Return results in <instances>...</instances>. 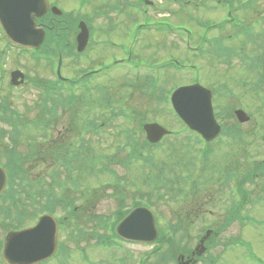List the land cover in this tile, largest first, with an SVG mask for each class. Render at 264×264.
I'll return each instance as SVG.
<instances>
[{"label":"rangeland","instance_id":"1","mask_svg":"<svg viewBox=\"0 0 264 264\" xmlns=\"http://www.w3.org/2000/svg\"><path fill=\"white\" fill-rule=\"evenodd\" d=\"M79 1L83 2L84 0ZM131 1L133 2L130 3V6L133 7L137 4V0ZM143 1L139 2L138 14H141L145 7ZM150 1L153 3L146 9L149 12L148 15L153 19L143 26L142 30L140 25H137V13L130 9L126 11L125 15H119L120 18H124V21L118 22L116 25H109V28L124 27L130 39L126 45L130 46L131 42L140 39L132 45V59L129 65L134 62L144 68H155L157 82L151 86L152 77L147 71L139 69H132L131 72L121 71L113 66L109 73L102 75L97 80H92L87 92L84 89H75L77 100L68 109V113L66 111L61 116L63 119H60L58 127L52 125L51 129L36 122L37 118L43 115L36 108V101L38 102L39 97L42 99V95L38 96L40 89L33 83L44 80V78L51 79L53 76L50 66L44 59L35 61L31 55L19 54L9 48L0 32V61L2 72L5 74L4 87L0 95L10 103L13 110L19 113V117L13 116L12 120L15 122L19 120L25 124L17 136V149L28 154L32 146L35 145L32 144L33 142L44 143V134L47 133L48 137L55 139L60 134V130L69 129L71 132L67 133L65 143L70 142L77 146L80 143V138L82 140L94 138L97 151L106 156L101 160L107 162L112 158L108 154H114L116 147L127 142L122 136V129L132 127L138 133L143 120L157 121L176 133L167 137L155 152L158 164L170 163L172 172L176 173L181 169L174 164L176 160L187 162L191 158V163H185L187 168L182 172L181 178L177 180L169 179L166 182H158L157 187H153L152 184L144 186L142 182H139L138 188L133 182H126V180L131 176L134 179L139 175H145L148 172L147 164V167L137 171L138 174L131 168V174L128 175V171L125 173L120 165L100 163L105 171H112L113 167L118 174L125 173L127 176V179L120 182L121 188L124 189L126 204L129 206L134 200L148 199L160 219L162 228L166 231L168 223L175 222L177 218L182 219L184 229L175 234L177 239L180 234L184 235L180 243L181 247L193 248L199 239L197 236L204 234L206 229L216 231L217 234L211 239V243L209 244L207 241L205 243L208 249H205L202 254V260L195 264H264V173H261L252 182H240L249 174L251 168L264 160V58L258 75L251 71L254 67L251 70L244 69L242 63L238 61L239 55L252 58L257 54H264V0H254L250 4V8L241 6L242 1L240 0L231 3L235 8L234 13L231 12V14L236 15L237 22L242 25L252 24L250 30L252 37L247 39L243 36L239 37L237 41H232L229 46L232 48L231 51L221 52L222 55L217 56L216 59L210 55L202 57L194 54L197 51L189 52L183 45V42L188 45L189 41L186 42L181 37L189 29L192 33L194 29H197L198 36L203 35L207 26L226 16L223 7L222 9L221 6H215L214 11L209 12L197 3L198 0H183L182 2L178 0V3L181 2L185 5L172 4L174 0ZM161 2H167V8L172 4L169 11L166 10L165 14L168 15L162 18H160L162 12H157L161 8ZM107 3H110L108 9L111 11L120 7L119 0H105L99 4V8ZM221 3L224 4V1L221 0ZM59 4L65 10L76 7L75 0L66 4L63 0ZM153 6L155 7L153 8ZM92 9V6L88 8L83 6V12L86 14L91 13ZM100 13L107 18L104 11H100ZM107 19L110 20V18ZM100 21L97 20L94 23L98 25ZM206 21L208 24L205 26ZM72 22H75V18ZM122 29L115 30L113 33L107 32L105 36H99L96 33L95 39H109L120 43L125 39L122 37ZM208 34L210 37L219 35L217 30ZM117 36H121V40L118 41ZM191 43L194 44L196 41L192 39ZM96 46V50L92 46L91 50L83 56L66 58L67 63L70 62L74 65H68L69 73L72 71L76 75L81 74L82 70L95 66L93 59L99 56L97 51L108 44L98 42ZM122 49V46L118 50L116 47H108L100 52L107 59H111L119 55L116 53H122ZM111 52L114 53L109 54ZM172 57L188 63L185 65L193 64L195 68L190 70L188 68L190 66H188L180 70L172 67L169 69L168 61ZM14 68H19L28 76V83L24 87L10 89L6 83L5 77L7 78L8 72ZM194 78L203 85L218 87L219 94H216L215 98V104L219 110L217 115L223 128H226L224 135L209 144L208 158L201 160L192 159V157H199L198 150L204 142L195 143L193 135H190L191 138L188 137V132L183 129V126L169 110L168 102L169 89L188 84ZM144 82H147L148 86L144 84L141 88ZM135 86L137 87L135 88ZM66 94V91L61 92L59 97L64 99ZM94 105L95 108L91 109ZM242 107L250 113L251 117L248 122L239 124L232 113L234 109ZM73 112L75 120H77V115H82L84 112L89 114L85 115L86 118L94 119L99 124L103 123L104 128L101 133L94 134L90 129H87V126H84L83 129L79 123L80 120L77 121L78 128H64L69 123L68 114ZM47 114L44 113V115ZM11 128L8 123H0V162L2 163L5 162L3 149L6 145L9 146L8 133L15 132ZM97 141L100 142L99 146ZM37 147L39 146L35 148ZM186 147H190L191 151H188ZM126 154L127 149H124L120 156ZM48 163L32 161L31 175L33 177L46 175ZM97 164L95 163L93 166L96 170L99 168ZM186 177H196V181L186 182ZM224 177L226 182H223ZM112 181L113 179L108 174L101 173V171L95 172L90 177L89 185L95 189L96 194L98 193L94 199L95 213L97 214L109 216L118 205L117 197L113 195L118 189L113 187L115 182ZM69 182L66 180L62 183L68 185ZM82 184H86V182L83 181ZM150 188H152L151 191ZM12 189L17 193L16 186H12ZM69 194L70 197L74 195L71 191ZM244 194H246L245 197H243ZM235 201H238V204H234ZM7 205L8 200L0 201V240L5 231L11 229L15 224L14 209L2 210V207ZM233 210L236 212V216L231 217ZM7 214L9 215L5 216ZM228 218H230L229 221H226ZM33 221L34 217H31L25 223ZM88 221L87 217H83L76 222L77 227L85 232L83 237L74 236L70 230L72 224H69L70 229L67 228L64 231L65 245L69 250L68 255H62L47 264H141V260H144L145 264H175L173 257L162 258L157 254L165 252L167 245L156 250L154 244L122 243L121 246L109 248L97 244L89 232L99 229L101 232L108 233V227H99L96 222L88 224ZM221 226L222 228L218 232L217 229ZM159 232L160 235L163 234L161 229ZM253 255L256 259L252 258Z\"/></svg>","mask_w":264,"mask_h":264},{"label":"water","instance_id":"2","mask_svg":"<svg viewBox=\"0 0 264 264\" xmlns=\"http://www.w3.org/2000/svg\"><path fill=\"white\" fill-rule=\"evenodd\" d=\"M0 0L1 28L11 42L22 47L36 48L42 41L44 32L36 27L32 13L40 15L39 0ZM25 5V6H23ZM85 39V36H84ZM178 117L206 141L220 134V126L215 120L211 92L199 84L181 86L170 97ZM240 120L247 117L236 112ZM147 138L158 141L167 131L156 123L144 125ZM6 181L0 169V192ZM117 233L131 241L150 242L157 237L152 214L143 207L133 209L116 228ZM55 222L50 216L41 217L36 226L7 235L2 256L8 264H32L49 257L55 250Z\"/></svg>","mask_w":264,"mask_h":264},{"label":"trees","instance_id":"3","mask_svg":"<svg viewBox=\"0 0 264 264\" xmlns=\"http://www.w3.org/2000/svg\"><path fill=\"white\" fill-rule=\"evenodd\" d=\"M129 140L132 139V136H128L127 137ZM195 141L199 142V137L196 136L195 137ZM132 142L130 144L131 149H133L134 152V157H136L137 159H141L142 161H145L146 158L144 156H141V154L139 153V151L135 148V143L134 140L132 139ZM145 145H148L145 142ZM150 146V145H148ZM147 146V147H148ZM57 149V148H56ZM60 152L63 153V155L65 157L69 156L68 153H64L63 151L65 150L63 146H60L57 149ZM188 150L191 151V148L188 147ZM57 152L54 153L57 155ZM201 152V149H200ZM207 152H203L201 154V156L206 157ZM8 160H7V165L6 167L8 168V172H9V177H10V191L6 192V194L4 196H6L5 199H12L13 201L11 202L10 206L11 208L14 207L15 209V213H16V225L15 228H19L24 226L25 224V220L28 217L27 213V209H25V194L26 192H28L29 190H31V185H28V182H30L31 179H35L36 177H32V175L29 172L28 167L26 166V162H27V156L26 154H23L21 151L19 150H15L12 149L8 154H7ZM148 158H151V156H149ZM263 167V166H262ZM261 166L257 167L258 169H262ZM264 168V167H263ZM256 171V170H255ZM253 173V170L251 171ZM28 185V186H27ZM12 186H16L17 187V193L12 189ZM48 189L51 190V185L48 186ZM17 194V201L14 199L13 195ZM37 194V193H36ZM3 196V197H4ZM32 199V201L34 202V204L36 205V209H31L32 214H35V210L39 209L41 207V209L44 210H52L53 208H55L57 205L62 204L64 206H66V204L70 207H72V205H74V203H69L66 202L65 200L63 202H59L57 199V196L47 193L46 191H41L38 192V196H31L30 197ZM47 198V201H46ZM91 203L87 202L85 205H83L85 210L89 209V206ZM83 209V208H81ZM126 213V211H123V203L120 204V208L118 209V211L116 212V217H118L117 219H120L124 214ZM102 224H106V221H102ZM165 241V240H164Z\"/></svg>","mask_w":264,"mask_h":264},{"label":"flooded vegetation","instance_id":"4","mask_svg":"<svg viewBox=\"0 0 264 264\" xmlns=\"http://www.w3.org/2000/svg\"><path fill=\"white\" fill-rule=\"evenodd\" d=\"M56 1H60V0H49L50 2V7L53 5H56ZM38 23L40 25H44V26H49L52 23H61V24H66L68 22H71V19H58L54 14L51 13V11L49 10L46 14H44L41 18L37 19Z\"/></svg>","mask_w":264,"mask_h":264}]
</instances>
